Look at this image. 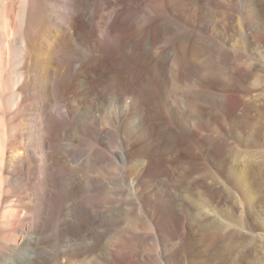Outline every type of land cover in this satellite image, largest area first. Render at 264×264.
<instances>
[{"label": "bare ground", "instance_id": "1", "mask_svg": "<svg viewBox=\"0 0 264 264\" xmlns=\"http://www.w3.org/2000/svg\"><path fill=\"white\" fill-rule=\"evenodd\" d=\"M260 121L264 0H0V264H264Z\"/></svg>", "mask_w": 264, "mask_h": 264}, {"label": "rangeland", "instance_id": "2", "mask_svg": "<svg viewBox=\"0 0 264 264\" xmlns=\"http://www.w3.org/2000/svg\"><path fill=\"white\" fill-rule=\"evenodd\" d=\"M235 73H237V72H235ZM249 81L250 82H252V79L250 78L249 79ZM249 81L248 82H246V85H245V87L246 86H248L247 84H250V86L252 85V83H249ZM216 89V88H215ZM218 89V88H217ZM216 89V91H218ZM214 91V90H213ZM195 101V100H194ZM194 101H192V104H191V106H190V108H191V110H195L198 106L197 105H195L196 103L194 102ZM205 102V101H204ZM195 103V104H194ZM108 109H106L105 108V110L102 112V117H103V121H104V123L108 126V125H110V121L113 119V117H114V110H116V101H115V99L114 98H111L110 100H109V102H108ZM112 106V107H111ZM193 107H194V109H193ZM114 110H113V109ZM108 110V111H107ZM113 110V111H112ZM110 111V112H109ZM105 113H107V115L105 114ZM109 113V114H108ZM112 114V115H111ZM107 116V117H106ZM109 116V117H108ZM191 117V119H190V124L191 125H193V124H195L196 126H198V124H199V120H198V118L197 117H195V119H194V117H192V116H190ZM105 118V119H104ZM107 118V119H106ZM197 118V119H196ZM194 120H196V122L194 123L193 121ZM218 122L217 123H219V124H214V125H216L215 127H214V125H211V127H210V133L212 132H214V134H212V135H220V136H225L227 133H230V131L232 130V124L230 125V123L229 124H227V122L226 123H224V124H221L220 123V121L219 120H217ZM193 122V123H192ZM264 122V121H263ZM263 122H258L259 124H263ZM257 123V124H258ZM256 124V125H257ZM195 125H193L194 127H195ZM255 125V126H256ZM216 127L219 129H216ZM230 128H231V130H230ZM226 131V132H225ZM229 131V132H228ZM216 133V134H215ZM252 138H249L248 137V141H250ZM235 140V139H234ZM233 141V140H232ZM263 141H264V137H263ZM194 146V152L196 153V154H198L199 153V155H200V144L196 141V140H192V147ZM197 146V147H196ZM199 147V148H198ZM242 147V148H241ZM239 149L241 150V151H243V152H248V153H259L260 151L262 152V151H264L263 150V147L264 146H261L262 147V149L261 150H259V148H261L260 146L259 147H254V146H248L247 147V145L246 146H244V144L241 146ZM254 147V150L252 149ZM184 148V146L182 147V148H179L178 150H176L175 151V156H174V158H177V157H181L182 159L183 158H187V156L189 157V155L186 153V151H185V149H183ZM197 148H198V150H197ZM245 148V149H244ZM248 148H250V149H248ZM248 149V150H247ZM257 149V150H256ZM187 154V155H186ZM226 157H228L227 155H222V157H221V159L222 160H224ZM261 159H264V158H261ZM264 165L262 164L261 165V168L260 169H263L264 170ZM186 170V169H185ZM259 172V171H258ZM255 173H256V175H255ZM195 175L197 176V174L195 173ZM251 175H252V177H257V175H261L260 177H262V174H260V172L257 174V172L255 171H253L252 170V173H251ZM199 176V175H198ZM263 186H264V184H263ZM263 186H262V188L260 189V194L262 195H264V188H263ZM235 192L236 193H238L239 192V190L238 189H235ZM256 192V191H255ZM240 193V192H239ZM242 193H240V195H241ZM262 195V196H263ZM263 199H264V196H263ZM259 200L258 201V203H257V210H259L260 212H262V214H263V216H264V200ZM219 202H221L222 201V199L221 198H219V200H218ZM231 202L233 203V201H230V202H228L229 203V205L230 206H232V204H231ZM261 202V203H260ZM263 202V203H262ZM245 203H246V200H245ZM260 208V209H259ZM263 210V211H262ZM240 213L242 212V211H239ZM157 214H156V216L158 215V212H156ZM199 214V213H198ZM135 232H136V234H138L139 232H142L141 231V229H135ZM115 239H114V241L113 242H111V244H110V248L113 246L114 247V244H116V242L118 241V237L116 236V237H114ZM136 241V242H135ZM115 242V243H114ZM142 244V242H141V240H139V241H137L136 239L134 240V242L132 243L133 244V246H137V247H135L136 249H139L140 248V250H141V252L142 253H145V255H147L148 256V254L149 255H154L155 254V249H154V246H152V248H147V246H149V247H151L150 246V244L149 245H141ZM138 244H140L141 246H139ZM144 247V248H143ZM142 248V249H141ZM146 250V251H145ZM144 251V252H143ZM147 253V254H146ZM151 253V254H150ZM162 253V252H161Z\"/></svg>", "mask_w": 264, "mask_h": 264}]
</instances>
